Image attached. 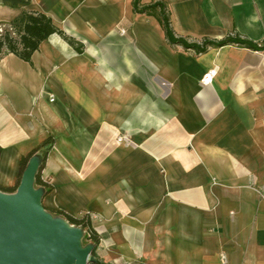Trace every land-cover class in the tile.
Masks as SVG:
<instances>
[{
	"label": "crops",
	"instance_id": "0c3cea01",
	"mask_svg": "<svg viewBox=\"0 0 264 264\" xmlns=\"http://www.w3.org/2000/svg\"><path fill=\"white\" fill-rule=\"evenodd\" d=\"M30 2L0 0V25L42 12L75 43L54 33L31 61L1 58L0 186L52 137L44 205L90 213L101 263L264 264V0H141L165 2L189 43L259 46L202 53L134 0Z\"/></svg>",
	"mask_w": 264,
	"mask_h": 264
},
{
	"label": "water",
	"instance_id": "95a60500",
	"mask_svg": "<svg viewBox=\"0 0 264 264\" xmlns=\"http://www.w3.org/2000/svg\"><path fill=\"white\" fill-rule=\"evenodd\" d=\"M34 156L14 193L0 190V264H87L95 245L83 247V229L54 218L43 205Z\"/></svg>",
	"mask_w": 264,
	"mask_h": 264
},
{
	"label": "trees",
	"instance_id": "16d2710c",
	"mask_svg": "<svg viewBox=\"0 0 264 264\" xmlns=\"http://www.w3.org/2000/svg\"><path fill=\"white\" fill-rule=\"evenodd\" d=\"M4 2L5 4L13 7H25L31 3L30 0H4ZM140 5L141 0H134L135 10L155 15L159 19L163 29L165 30L167 39L171 44H181L185 47H193L197 49L199 53L206 52L209 47H219L227 44H239L250 48L259 47L257 43L243 37L239 33L219 41L204 39L201 44L189 43L184 38L176 36L171 26L170 14L167 10L165 2H156L151 5L143 6L142 8H139ZM54 33L60 34L71 44L75 43L74 40L60 30L53 23L51 17L45 13L24 9L22 14L16 18L9 27H6L4 31L0 33V60L7 53H14L26 61H31L33 53L39 48L40 44ZM53 143L54 139L49 137L36 146L27 155H24L21 159L17 183L10 187L0 186V189L7 193L16 192L21 182L23 173L27 168L30 159L34 156H37L40 159V168L36 176L35 184H37L38 187H47L49 183L42 178L41 171L45 166L47 154L49 150H51ZM1 152L2 148L0 146V154ZM58 213L63 215L70 224L84 229L87 238L92 240L95 245L93 250V256L96 259L95 263L103 264L98 260L96 255V246L100 241V235L93 227L90 213H83L77 216L64 211Z\"/></svg>",
	"mask_w": 264,
	"mask_h": 264
},
{
	"label": "rangeland",
	"instance_id": "374dc122",
	"mask_svg": "<svg viewBox=\"0 0 264 264\" xmlns=\"http://www.w3.org/2000/svg\"><path fill=\"white\" fill-rule=\"evenodd\" d=\"M36 185V188L38 189V188H41L42 190H43V198L45 197V195L47 194V192H50L51 191V184H48V186L47 187H38V185L37 184H35ZM1 190V189H0ZM2 191V190H1ZM2 192H4V191H2ZM43 205H44V202H43ZM44 207H45V205H44ZM45 209L48 211V212H50V214H52V216L54 217V218H60V219H63V220H67L63 215H61L60 213H55V212H51V211H49L46 207H45ZM68 222V221H67ZM81 228V227H80ZM83 231V234H82V238H81V244H82V246L83 247H85V246H87L88 244H90V239H88L87 238V235H86V233H85V231H84V229L82 230Z\"/></svg>",
	"mask_w": 264,
	"mask_h": 264
},
{
	"label": "built area",
	"instance_id": "2783aa9c",
	"mask_svg": "<svg viewBox=\"0 0 264 264\" xmlns=\"http://www.w3.org/2000/svg\"><path fill=\"white\" fill-rule=\"evenodd\" d=\"M6 27L5 26H2L0 25V33H2L4 31ZM12 29V28H11ZM215 72L216 70L215 69H212L210 70L209 72H207L205 75H204V79L203 81L204 82H211L212 81V78L213 76L215 75ZM129 138L126 136V135H120L118 137V141L120 142H128ZM87 264H96L94 261H90L89 258H88V262Z\"/></svg>",
	"mask_w": 264,
	"mask_h": 264
}]
</instances>
